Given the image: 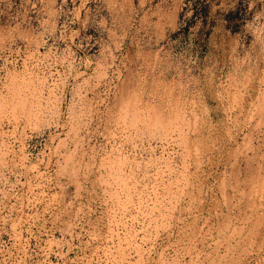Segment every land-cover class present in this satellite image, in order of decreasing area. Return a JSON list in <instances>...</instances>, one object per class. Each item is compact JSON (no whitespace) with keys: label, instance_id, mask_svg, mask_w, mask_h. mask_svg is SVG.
I'll list each match as a JSON object with an SVG mask.
<instances>
[{"label":"rangeland","instance_id":"1","mask_svg":"<svg viewBox=\"0 0 264 264\" xmlns=\"http://www.w3.org/2000/svg\"><path fill=\"white\" fill-rule=\"evenodd\" d=\"M0 264H264V0H0Z\"/></svg>","mask_w":264,"mask_h":264},{"label":"bare ground","instance_id":"2","mask_svg":"<svg viewBox=\"0 0 264 264\" xmlns=\"http://www.w3.org/2000/svg\"><path fill=\"white\" fill-rule=\"evenodd\" d=\"M199 157H200V156H199ZM165 208H166V207H165ZM162 210H165V209H162ZM163 212H164V211H163ZM159 213H160V212H159ZM162 219H163V218H162ZM156 220H157V218H156ZM157 221H158V220H157ZM159 221H160V220H159ZM155 222H156V221H155ZM162 222H164V221H162ZM159 223H160V225H161V222H159ZM164 224H165V223H162L163 226H165ZM153 227H154L155 230H158V228H159V224H158V222H156V223L154 224ZM166 228H167V227H166ZM166 228H165V229H166Z\"/></svg>","mask_w":264,"mask_h":264}]
</instances>
